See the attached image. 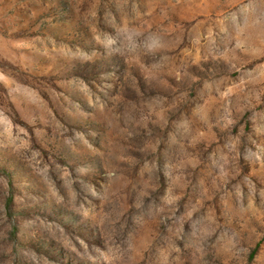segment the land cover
<instances>
[{
	"label": "rangeland",
	"instance_id": "374dc122",
	"mask_svg": "<svg viewBox=\"0 0 264 264\" xmlns=\"http://www.w3.org/2000/svg\"><path fill=\"white\" fill-rule=\"evenodd\" d=\"M0 264H264V0H0Z\"/></svg>",
	"mask_w": 264,
	"mask_h": 264
},
{
	"label": "clouds",
	"instance_id": "9594fccd",
	"mask_svg": "<svg viewBox=\"0 0 264 264\" xmlns=\"http://www.w3.org/2000/svg\"><path fill=\"white\" fill-rule=\"evenodd\" d=\"M102 47L107 55L121 57H138L151 55L156 58L157 65L164 57L166 48L163 36L156 32L142 33L138 28L121 25L103 36Z\"/></svg>",
	"mask_w": 264,
	"mask_h": 264
}]
</instances>
